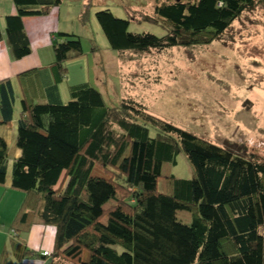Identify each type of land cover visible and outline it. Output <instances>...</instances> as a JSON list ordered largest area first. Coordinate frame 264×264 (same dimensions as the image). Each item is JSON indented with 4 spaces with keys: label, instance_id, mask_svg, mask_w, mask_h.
Returning a JSON list of instances; mask_svg holds the SVG:
<instances>
[{
    "label": "trees",
    "instance_id": "1",
    "mask_svg": "<svg viewBox=\"0 0 264 264\" xmlns=\"http://www.w3.org/2000/svg\"><path fill=\"white\" fill-rule=\"evenodd\" d=\"M16 14L0 21V43L16 60L32 55L24 26L65 0H13ZM143 21L168 27L165 36L133 33L110 10L95 14L110 47L120 53L165 52L222 40L264 0H154ZM85 4L82 16L90 11ZM142 20V19H141ZM54 61L0 81V125L17 119L18 157L0 135V186L24 195L0 264L51 257V264H264V159L236 153L164 121L136 99L105 103L89 83L60 84L70 61L84 56L79 36L60 32ZM184 153L194 175L164 176ZM11 162V163H10ZM11 164V165H10ZM12 167V168H11ZM56 229L53 253L22 238L35 225Z\"/></svg>",
    "mask_w": 264,
    "mask_h": 264
},
{
    "label": "rangeland",
    "instance_id": "2",
    "mask_svg": "<svg viewBox=\"0 0 264 264\" xmlns=\"http://www.w3.org/2000/svg\"><path fill=\"white\" fill-rule=\"evenodd\" d=\"M82 4L92 6L78 20ZM154 5V0H65L56 35L66 30L79 36L84 56L67 64V78L59 86L62 101H70L71 86L89 83L110 107L136 99L164 121L221 146L230 145L236 153L264 159V5L244 14L211 45L139 54L113 50L95 14L110 10L130 20L133 33L165 36L164 24L143 21V16L152 15ZM7 126L3 129L12 131L1 134L13 157L18 149L17 124ZM163 175L190 179L194 169L181 153L176 165H164Z\"/></svg>",
    "mask_w": 264,
    "mask_h": 264
},
{
    "label": "crops",
    "instance_id": "3",
    "mask_svg": "<svg viewBox=\"0 0 264 264\" xmlns=\"http://www.w3.org/2000/svg\"><path fill=\"white\" fill-rule=\"evenodd\" d=\"M61 7L52 10L48 16L29 17L24 20V26L32 46V55L28 58L16 60L12 55L7 41L5 40L0 43V81L11 79L14 83L18 94V101L16 103L17 112L20 111L21 100V89L18 82V76L24 72L48 67L54 61V52L52 54L51 52L53 50V42L56 39V33L60 31L62 25L63 9L61 10ZM84 9L85 4L80 5L78 10L80 11L78 14V20L79 15H82ZM16 11V6L13 0H0V21L3 30L5 29V18L9 15L16 14ZM12 124L16 125L17 119ZM7 127L8 126L4 127L3 125H0V135L7 130L12 131L11 128L3 129ZM4 138L9 146V141L6 137ZM14 140L16 144V139ZM15 144L13 141V145ZM19 155L20 151L18 149L15 150L13 157H18ZM10 184L11 177L9 175L7 184L4 187L0 186V254L10 241L11 225L24 200V195L14 191ZM55 236L56 229L53 226L39 224L35 225L29 232L24 234L22 238L27 242L30 248L39 251L40 253L51 254L54 250ZM21 264H51V257L31 258L23 261Z\"/></svg>",
    "mask_w": 264,
    "mask_h": 264
},
{
    "label": "built area",
    "instance_id": "4",
    "mask_svg": "<svg viewBox=\"0 0 264 264\" xmlns=\"http://www.w3.org/2000/svg\"><path fill=\"white\" fill-rule=\"evenodd\" d=\"M45 255H49V253H45Z\"/></svg>",
    "mask_w": 264,
    "mask_h": 264
},
{
    "label": "water",
    "instance_id": "5",
    "mask_svg": "<svg viewBox=\"0 0 264 264\" xmlns=\"http://www.w3.org/2000/svg\"><path fill=\"white\" fill-rule=\"evenodd\" d=\"M177 1H181V0H177Z\"/></svg>",
    "mask_w": 264,
    "mask_h": 264
}]
</instances>
